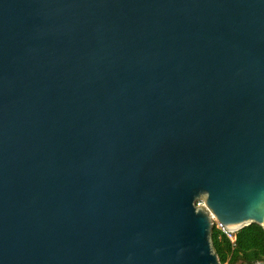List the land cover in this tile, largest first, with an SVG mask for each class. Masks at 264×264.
Returning <instances> with one entry per match:
<instances>
[{"label":"water","instance_id":"95a60500","mask_svg":"<svg viewBox=\"0 0 264 264\" xmlns=\"http://www.w3.org/2000/svg\"><path fill=\"white\" fill-rule=\"evenodd\" d=\"M213 218L264 230V0H0V264H219Z\"/></svg>","mask_w":264,"mask_h":264},{"label":"trees","instance_id":"16d2710c","mask_svg":"<svg viewBox=\"0 0 264 264\" xmlns=\"http://www.w3.org/2000/svg\"><path fill=\"white\" fill-rule=\"evenodd\" d=\"M212 242L219 264H253L254 261H264V230L257 223L235 231L233 243L220 229L213 226Z\"/></svg>","mask_w":264,"mask_h":264},{"label":"built area","instance_id":"2783aa9c","mask_svg":"<svg viewBox=\"0 0 264 264\" xmlns=\"http://www.w3.org/2000/svg\"><path fill=\"white\" fill-rule=\"evenodd\" d=\"M196 205H203V201H197ZM214 226H216L218 229L221 230L233 243L235 241V231H231L226 229L224 226L220 224L219 221H217L215 218H213Z\"/></svg>","mask_w":264,"mask_h":264},{"label":"rangeland","instance_id":"374dc122","mask_svg":"<svg viewBox=\"0 0 264 264\" xmlns=\"http://www.w3.org/2000/svg\"><path fill=\"white\" fill-rule=\"evenodd\" d=\"M225 264H227V263H225ZM236 264H240V262H237Z\"/></svg>","mask_w":264,"mask_h":264}]
</instances>
